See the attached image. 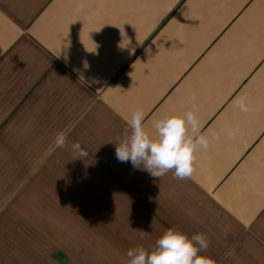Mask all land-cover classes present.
<instances>
[{
    "label": "crops",
    "instance_id": "crops-1",
    "mask_svg": "<svg viewBox=\"0 0 264 264\" xmlns=\"http://www.w3.org/2000/svg\"><path fill=\"white\" fill-rule=\"evenodd\" d=\"M138 107L153 137L190 110L203 132L239 131L199 150L190 178H153L110 143ZM28 169L55 207L35 217L59 238L46 264H128L169 227L205 234L216 264H264V0H0V202ZM16 238L0 229L8 264Z\"/></svg>",
    "mask_w": 264,
    "mask_h": 264
},
{
    "label": "clouds",
    "instance_id": "clouds-1",
    "mask_svg": "<svg viewBox=\"0 0 264 264\" xmlns=\"http://www.w3.org/2000/svg\"><path fill=\"white\" fill-rule=\"evenodd\" d=\"M87 65V64H85ZM248 97L237 96L232 103L239 111L248 113ZM145 113L135 108L123 134L116 138L115 156L120 162H131L133 168L146 171L153 178L161 179L169 172L175 179L190 178L199 150L207 151L213 142H220L221 134L226 132L228 139H234L239 129H220L211 133L201 130V121L195 110L185 115H170L155 119V137L145 130ZM191 133V134H190ZM67 136L63 131L56 133L54 145L57 149L67 146ZM76 159L87 157V152L79 142L71 145ZM138 231V230H133ZM144 233L143 231H139ZM209 247V240L203 233L191 237L176 227L165 229L151 250L143 246L127 251L128 264H216L208 256L201 255Z\"/></svg>",
    "mask_w": 264,
    "mask_h": 264
},
{
    "label": "rangeland",
    "instance_id": "rangeland-1",
    "mask_svg": "<svg viewBox=\"0 0 264 264\" xmlns=\"http://www.w3.org/2000/svg\"><path fill=\"white\" fill-rule=\"evenodd\" d=\"M28 170L30 171L20 173L22 175L19 176L17 184L10 190H6L7 195L0 202V229L8 232L15 227L17 233L15 261L11 260V264H46V261L54 262L57 258L58 254L53 253L57 248L53 249L55 248L53 247L51 251L50 244H54L59 238L56 237L57 232L52 230L51 226L47 230L44 223L37 221L35 217L41 214L53 215L55 207L47 206L40 191H36V181L45 173L42 174V169H33L34 172H31V169ZM52 209L54 211H51ZM30 223L33 230L31 248L29 243L26 245L25 238L26 232L29 234ZM27 240L29 241L30 238L27 237ZM45 245L49 246L51 251L49 254L41 251L44 250ZM58 250L61 252L63 248ZM8 255L9 252L0 253V264H5L6 261L7 264L9 263L6 259Z\"/></svg>",
    "mask_w": 264,
    "mask_h": 264
}]
</instances>
